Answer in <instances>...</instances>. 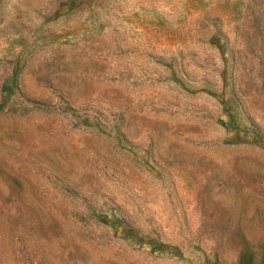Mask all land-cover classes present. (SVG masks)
Listing matches in <instances>:
<instances>
[{"label":"rangeland","instance_id":"1","mask_svg":"<svg viewBox=\"0 0 264 264\" xmlns=\"http://www.w3.org/2000/svg\"><path fill=\"white\" fill-rule=\"evenodd\" d=\"M0 264H264V0H0Z\"/></svg>","mask_w":264,"mask_h":264}]
</instances>
